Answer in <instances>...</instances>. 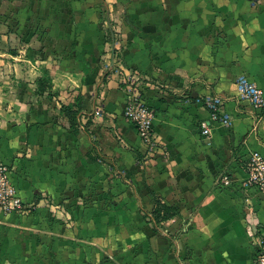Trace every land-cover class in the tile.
<instances>
[{"label": "crops", "instance_id": "0c3cea01", "mask_svg": "<svg viewBox=\"0 0 264 264\" xmlns=\"http://www.w3.org/2000/svg\"><path fill=\"white\" fill-rule=\"evenodd\" d=\"M130 74L154 153L124 117ZM240 76L264 91V4L0 0V162L34 206L0 214V264H253L264 194L243 184L264 119ZM207 96L231 121L209 137ZM161 206L178 216L156 221Z\"/></svg>", "mask_w": 264, "mask_h": 264}, {"label": "built area", "instance_id": "2783aa9c", "mask_svg": "<svg viewBox=\"0 0 264 264\" xmlns=\"http://www.w3.org/2000/svg\"><path fill=\"white\" fill-rule=\"evenodd\" d=\"M252 4H264V0H249ZM126 105L124 117L134 126L137 134L149 153L158 150L154 120L155 112L144 101L142 89L139 86V77L134 74L126 76ZM237 96L248 103L259 112V116L264 119V91L246 76H240L236 81ZM204 104L210 111V123L202 121L200 129L202 135H211L210 124L219 123L226 127L231 125L229 115L223 111L222 99L218 96H207ZM97 117H103V112L97 110ZM11 167L0 162V214H28L33 205L25 204L20 197L18 190L11 181ZM222 183L227 187L231 185L230 176L225 175ZM244 189H255L264 194V156L259 152L250 154L246 164V179ZM256 254L253 264H264V233L256 238Z\"/></svg>", "mask_w": 264, "mask_h": 264}, {"label": "trees", "instance_id": "16d2710c", "mask_svg": "<svg viewBox=\"0 0 264 264\" xmlns=\"http://www.w3.org/2000/svg\"><path fill=\"white\" fill-rule=\"evenodd\" d=\"M36 83L38 87L37 92L39 95H43L44 93L49 92L52 89V78L47 72H45L42 78H39ZM66 111L71 114L70 109ZM154 214L156 221H167L178 216L179 212L176 209L161 206L155 211Z\"/></svg>", "mask_w": 264, "mask_h": 264}]
</instances>
